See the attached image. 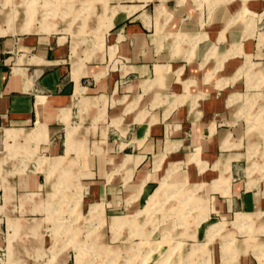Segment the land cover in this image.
I'll return each mask as SVG.
<instances>
[{"label":"crops","instance_id":"0c3cea01","mask_svg":"<svg viewBox=\"0 0 264 264\" xmlns=\"http://www.w3.org/2000/svg\"><path fill=\"white\" fill-rule=\"evenodd\" d=\"M113 1L111 6L118 8L105 32L103 54L85 60L91 72L78 79L73 75L72 48L66 36L60 38L63 34L0 35L4 142L8 134L35 127L42 116L48 130L45 148L59 147L53 138L65 125V154L55 157L66 155L72 143L69 128L76 127L78 133L81 125L71 121L75 97L82 119L107 118L97 129L101 138L95 147L106 153L90 171L94 184L88 198L103 200L89 202V208L93 203L103 206V201L111 211L125 204H146L168 169L177 164L168 176L170 182L206 185L210 210L194 239L205 240L211 223L235 214H264V127L250 132L247 119L264 120V0ZM238 11L257 12L259 17L246 21ZM100 70V75L94 73ZM77 83L83 97L76 93ZM233 94L238 101L232 106ZM38 95L46 98L41 107ZM65 103L71 106L68 121L61 119ZM114 133L117 136L110 139ZM226 141L230 146H224ZM73 143L76 150L81 147L76 140ZM116 145L121 151L112 153ZM22 166L12 162L3 170L0 245L11 231L9 218L38 217L37 236L25 230L18 233L15 260L44 264L51 254L39 257L50 243L42 231L43 217L37 216L41 211L21 212V207H35L48 198L49 192L42 197L41 187L44 181H53L54 173L47 178L49 165L42 181L35 170L18 171ZM216 181L220 184L211 188ZM31 191L38 194L29 200L24 195ZM24 232L29 236L26 242L21 239ZM53 264L73 263L68 255L58 254Z\"/></svg>","mask_w":264,"mask_h":264},{"label":"rangeland","instance_id":"374dc122","mask_svg":"<svg viewBox=\"0 0 264 264\" xmlns=\"http://www.w3.org/2000/svg\"><path fill=\"white\" fill-rule=\"evenodd\" d=\"M112 2L0 0V25L10 27L8 34L54 32L53 35L63 34L61 39L66 36V44L72 48L73 75L78 79L81 73L91 72L84 61L91 62L97 54H103L105 32L111 26L118 8L111 6ZM238 16L253 22L259 17L257 12L243 11H238ZM114 52L111 47L110 54ZM102 72L94 73L100 75ZM82 91V86L77 83L78 96H84ZM237 101L238 97L233 94L229 104L233 106ZM45 102V96L38 95V106ZM72 102V124L81 125L78 133L76 127L69 128L68 137L72 143H69L66 155L55 157L65 154L64 124L53 138L59 147L55 150L44 147L42 142L48 140L46 117L39 116L36 126L29 130L21 128L15 135L8 134L5 142L0 136V185L5 180L3 170L12 166V162L23 164L17 168L18 171L35 170L42 181L49 165L47 178L54 173L53 181H44L41 187L42 197L49 192L48 198L35 207H21V212L41 211L37 216L43 217L42 231L50 243L42 249L39 257L51 254L44 264H53L58 254L68 255L69 263L73 264H264V214H235L225 221L222 219L211 223L207 227L205 240L194 239L198 224L208 216L210 210L206 185H193L187 180L170 182L168 176L178 168L177 164L168 169V175L150 194L146 204L145 201L139 206L125 204L111 211L103 201V206L93 203L89 208V202L103 200L88 198L94 184V174H90V171L95 170L96 160L106 153L95 147L101 138L97 129L107 118L100 115L94 119L91 116L82 119L75 97H72ZM70 109V103L61 106L62 120L68 121ZM247 119L250 132L264 127L263 119L250 116ZM30 125L34 126L33 123ZM109 135L110 139L117 136L116 133ZM74 140L81 146L80 150H76ZM32 141L36 142L34 146L30 145ZM224 146H230L229 142L226 141ZM118 151H121L120 148L113 146L111 152ZM198 153L199 149L195 155ZM256 158H260V155ZM217 184L220 182L216 181L211 188L216 189ZM228 187H224L223 191L227 192ZM36 194L31 191L24 196L31 200ZM261 210H264V206ZM8 222L11 231L8 235L6 233L7 241L0 245V264H27L15 260V242L21 230L37 236L40 218H9ZM28 234L24 232L21 238L24 242Z\"/></svg>","mask_w":264,"mask_h":264},{"label":"bare ground","instance_id":"6f19581e","mask_svg":"<svg viewBox=\"0 0 264 264\" xmlns=\"http://www.w3.org/2000/svg\"><path fill=\"white\" fill-rule=\"evenodd\" d=\"M26 6H27V4H26ZM56 11H58L57 9H55ZM25 12H26V10H25ZM60 13V12H59ZM28 14V13H27ZM26 14V15H27ZM30 15V14H29ZM18 17V16H17ZM28 17V16H27ZM35 17V16H34ZM21 18V17H20ZM29 18V17H28ZM15 19V18H14ZM35 19V18H34ZM1 21V20H0ZM31 21H33L32 20V18H31ZM29 22V21H28ZM32 23V22H31ZM48 25H50V24H48ZM48 25H46V27L48 28ZM10 31V27L8 26L7 28H5V27H3V26H1L0 25V35H5V34H8V32Z\"/></svg>","mask_w":264,"mask_h":264}]
</instances>
